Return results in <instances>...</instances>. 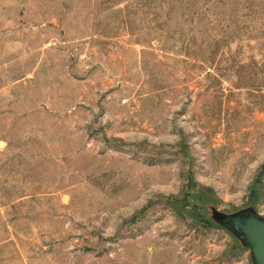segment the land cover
Segmentation results:
<instances>
[{"label":"rangeland","instance_id":"374dc122","mask_svg":"<svg viewBox=\"0 0 264 264\" xmlns=\"http://www.w3.org/2000/svg\"><path fill=\"white\" fill-rule=\"evenodd\" d=\"M264 0H0V264H254Z\"/></svg>","mask_w":264,"mask_h":264},{"label":"water","instance_id":"95a60500","mask_svg":"<svg viewBox=\"0 0 264 264\" xmlns=\"http://www.w3.org/2000/svg\"><path fill=\"white\" fill-rule=\"evenodd\" d=\"M226 224L250 247L254 264H264V221L248 213L230 218Z\"/></svg>","mask_w":264,"mask_h":264}]
</instances>
